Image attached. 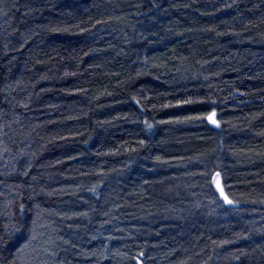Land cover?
<instances>
[{
    "label": "trees",
    "instance_id": "16d2710c",
    "mask_svg": "<svg viewBox=\"0 0 264 264\" xmlns=\"http://www.w3.org/2000/svg\"><path fill=\"white\" fill-rule=\"evenodd\" d=\"M38 240L264 264V0H0V264Z\"/></svg>",
    "mask_w": 264,
    "mask_h": 264
},
{
    "label": "rangeland",
    "instance_id": "374dc122",
    "mask_svg": "<svg viewBox=\"0 0 264 264\" xmlns=\"http://www.w3.org/2000/svg\"><path fill=\"white\" fill-rule=\"evenodd\" d=\"M40 240L37 241L38 245L34 248V254H30L28 252L27 258L28 261L25 260L26 264H47L48 263V257L49 253L43 248V243H39ZM42 246V247H41ZM31 251V250H30Z\"/></svg>",
    "mask_w": 264,
    "mask_h": 264
},
{
    "label": "snow or ice",
    "instance_id": "6c2138e0",
    "mask_svg": "<svg viewBox=\"0 0 264 264\" xmlns=\"http://www.w3.org/2000/svg\"><path fill=\"white\" fill-rule=\"evenodd\" d=\"M215 123V121H213ZM230 202V201H229Z\"/></svg>",
    "mask_w": 264,
    "mask_h": 264
}]
</instances>
